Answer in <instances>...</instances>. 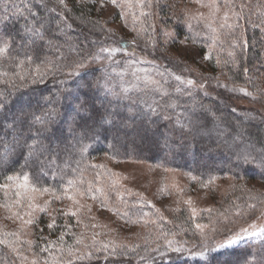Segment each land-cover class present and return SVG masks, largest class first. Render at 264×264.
<instances>
[{
	"label": "trees",
	"instance_id": "16d2710c",
	"mask_svg": "<svg viewBox=\"0 0 264 264\" xmlns=\"http://www.w3.org/2000/svg\"><path fill=\"white\" fill-rule=\"evenodd\" d=\"M33 2L35 4V0ZM13 3H19V0H0V11L8 4L11 16ZM44 3L46 7L39 9L40 17L49 23V36L54 40L55 47L45 48L42 59L46 56L53 63L49 65L43 80L34 84L29 80L26 86L14 91L7 111L0 112V120H3L5 116L10 119L12 114L20 111L41 113L50 107L59 109L60 116L46 143L58 145L60 155L54 157L55 163L43 172H37L38 166L35 164L24 169L30 175L33 186L53 191L56 195L80 185L86 187L93 178L99 177L98 164L102 157L107 156L185 171L201 181L231 177L234 184L230 193L236 198L232 203L234 207L239 204L254 205L263 200L264 168L258 165L237 166L236 153L250 151L256 155L264 151V113L239 107L237 97L228 93L222 95L218 92L214 97L213 93H206L205 88L199 86L192 88L177 83L173 92L167 91V95H163V90L150 87L127 94L120 85H116L125 77L122 75L125 69L122 65L127 63L128 57L135 56L128 53L137 47H146L149 53L162 54L182 69L201 68L185 63L182 57L175 56L174 52L159 44L169 40L166 34L171 30L177 38L193 41L202 54L209 55L206 63L208 69L203 70L206 73L203 81L219 83V79L227 78L231 83L248 85L264 99V40L260 30L249 28L244 34L240 30L241 35L237 32L228 36L229 41L233 40L231 50L208 52L205 41H194L195 38L187 33L188 24L177 6L170 0H160L154 3L158 12L156 27L151 26L153 17L148 16L147 31L137 36L136 40L118 39L122 53L118 56L117 52L112 54L111 51L112 58L105 60L109 53L104 54L108 50L104 43L106 39L116 38L94 14V7L78 0H63V4L59 0H44ZM24 24V18L11 16L7 23H0V33H7L19 41ZM153 30L157 33L153 34ZM219 36L220 41L224 33L221 32ZM122 54L123 63L115 62V58ZM93 57L98 59L93 60ZM81 60H86L87 66L79 69V76L72 75L76 63ZM169 70L173 75L178 74L174 69ZM114 75L117 82L113 81ZM98 80L107 84V93L105 89L94 86ZM4 87L0 83V90ZM177 89L180 91L177 92ZM113 93L130 97L129 100L122 98L117 101ZM57 96L59 103H54ZM81 105H86L88 111L80 112ZM106 109L115 113L114 118L108 123L98 124ZM130 111L137 113L135 120H126ZM193 113L196 127L188 131L186 125L181 134L175 127L176 122H184ZM85 122L96 127L98 136L84 141L89 147L81 157L78 149L71 146L73 142L67 129L69 125L78 127ZM125 123L129 126L125 127ZM66 145L67 152L64 151ZM23 164L24 156L20 152L0 161V185L6 182L3 179L5 175L18 174ZM257 181L261 183L256 185ZM8 194L11 196L14 193L0 188L1 207L10 205L12 198H8ZM61 203L56 206L67 207L61 206ZM43 212L40 214L43 215L41 225L34 223L36 238L31 243L39 256L37 254L29 259L15 253L8 237L13 228L3 225L4 211L0 213V240L4 241L0 243V264H69L70 260L72 264H206L188 258L183 250L174 251L169 247L170 242L164 241L168 233L182 235L194 230V222L186 215L180 218L174 215L168 220L163 215L155 217L151 210L140 217L133 213L135 218L144 222L145 231L137 235L133 243L124 241L120 246L105 247L103 243L109 240L104 239L110 237L109 232L97 226H88L81 219L82 214L73 215L65 210ZM89 252L92 253L90 257L86 255ZM247 255L234 250L216 252L209 257L211 262L208 264H247L251 258Z\"/></svg>",
	"mask_w": 264,
	"mask_h": 264
},
{
	"label": "rangeland",
	"instance_id": "374dc122",
	"mask_svg": "<svg viewBox=\"0 0 264 264\" xmlns=\"http://www.w3.org/2000/svg\"><path fill=\"white\" fill-rule=\"evenodd\" d=\"M78 1L94 7V14L102 21L105 29L116 38L106 39L104 44L105 46L107 44L108 50L104 54H109L104 57L105 60L112 58L111 51L112 54L117 52L118 56L122 53L118 39L136 40L137 36L147 31V19L150 18L148 16L154 18L150 21L152 27H156L158 21L154 3L160 0H116L115 4L112 0ZM170 2L177 6L184 16L185 23L188 24L187 33L195 38L194 41H205L208 52L231 50L233 40L229 41L228 36L235 35L240 30L244 34L249 28L260 30L264 40V0H170ZM152 32L157 33L154 30ZM221 32L224 33V37L221 36L219 41ZM239 34L241 35V32ZM166 35L169 40L159 44L174 52L175 56L182 57L185 63L201 68L182 69L162 54L149 53L146 47H137L128 53L129 56H135L128 57L127 63L122 65L125 68L122 75L125 77L116 84L120 85L122 91L127 88L129 94L150 87L162 89L164 95V92L170 93L175 84L181 83L186 87L205 88L206 93H213L214 97L218 92L222 95L228 93L232 97H237L236 103L239 107L264 113V99L248 85L234 84L227 78L219 79L217 81L219 83L203 81L202 77L206 74L203 70L208 69L206 63L209 55L202 54L193 41L177 38L171 30L167 31ZM155 39L157 40V35ZM122 56L123 54L114 61L123 63ZM169 68L178 71V74H171ZM177 76L181 77L179 81L175 78ZM113 79L117 82L115 75ZM148 80H155L158 84L149 83ZM187 80L194 81V84H186ZM199 81L201 85H197ZM105 91L108 92L106 89ZM129 97L126 99L129 100ZM98 166L99 177L93 178L91 184L86 187L80 185L57 195L53 191L37 188L31 183L36 191H29L26 196H16L17 189L14 185L7 188L8 192L14 194L11 196L8 194L7 197L12 198L11 203L5 207L0 206V213L4 211L3 225L13 228L8 237L17 255L23 259L37 256L38 253L33 250L31 243L36 238L34 223L41 225L43 215L40 214L43 211L45 213L49 210H65L76 215L82 214L81 219H84L88 226H97L109 232L110 237L104 239L109 241L103 244L105 247H114L120 246L124 241L133 243L135 239L137 240V235L145 231V224L135 218L133 213L139 216L151 210L155 217L163 215L168 220L174 215H178V218L183 215L191 218L194 222V230L191 233L184 232L182 235L168 233L164 241L170 242L168 244L172 249L183 250L185 256L192 260L208 264L211 262L209 257L212 254L226 250L250 255L247 264H261L264 260V234L254 236L248 234L252 231L259 233V230L264 228V198L254 205L232 206L236 198L230 193L234 184L231 177L211 182L201 181L185 171L144 161L117 160L107 156L102 157ZM260 183L257 181L256 185ZM28 197H31V200ZM61 201V206L67 207H57ZM29 220L32 223H28ZM252 225H255V229L250 227ZM237 235L243 239L230 246L219 247L221 244L227 245V240ZM116 236H119L117 240H112ZM201 252L205 255H199Z\"/></svg>",
	"mask_w": 264,
	"mask_h": 264
},
{
	"label": "snow or ice",
	"instance_id": "6c2138e0",
	"mask_svg": "<svg viewBox=\"0 0 264 264\" xmlns=\"http://www.w3.org/2000/svg\"><path fill=\"white\" fill-rule=\"evenodd\" d=\"M59 2L63 4V0H59ZM112 3L115 4L116 0H112ZM45 7L44 0H35V4L33 0H19V3L11 4L13 10L11 16L24 18L25 24L19 34V41L7 33H0V83L5 85L4 89L0 90V112L7 111L14 91H18L20 87L26 86L29 80L33 84L43 80L49 65L53 63L46 56L42 59L45 48L55 47L54 40L49 36V23L40 17L39 9ZM34 8L36 9L35 11ZM51 11H55V9H51ZM11 16L9 15V5L5 4L3 10L0 11V23H7L11 19ZM225 19H227V16H225ZM92 59L95 60L98 57H93ZM86 66V60L77 62L72 75L79 76V69L85 68ZM175 78L178 81L181 79L179 76ZM18 81L20 83H17ZM147 82L158 84L155 80H148ZM185 83L193 85L194 81L187 80ZM8 85H11V87L9 88ZM94 86L97 89L107 88V84L101 83L99 80L96 81ZM128 91L127 88L123 89L124 93ZM179 91L177 89V92ZM164 94L167 95L166 92ZM113 97L117 101L122 98H127L117 93H113ZM59 100L60 98L57 96L54 103H59ZM152 110L155 111V109ZM87 111L88 108L86 105L80 106V112ZM59 116V109L50 107L42 110L41 113L20 111L12 114L10 119L5 116L3 120H0V161L10 159L17 152H20L24 156V164L21 165V171L18 174L5 175L3 179L6 182L0 185V188L7 189L14 185L17 189L15 192L16 196H26L29 191H36V188L30 185V175L24 169L35 164L38 166L37 172H43L46 167L55 163L54 157L60 155L59 146H53L50 143H46V141L50 140L53 126L56 124ZM114 116L115 113L111 109H106L101 115L100 121L97 123H108ZM136 116V112L130 111L126 120H135ZM81 119L85 118L81 117ZM186 125L188 126V131H192L196 127L195 113L184 122L178 120L175 127L183 134ZM124 126L128 127L129 125L125 123ZM197 130L202 131L199 128ZM67 131L73 142L71 146L78 149L81 157L89 147L84 141L98 136L96 127L90 126L86 122L78 125V127L69 125ZM67 150L68 146L66 145L64 151L67 152ZM236 163L237 166L258 165L264 168V151L256 155H253L250 151L236 153ZM44 191H47V189H44ZM28 199L31 200V197H28ZM29 206L31 207V204ZM28 223H32V221L29 220ZM51 226L49 225V227ZM250 227L255 229V225ZM248 234L253 236L264 234V228H261L259 233L252 231ZM241 239L243 237L237 235L229 238L227 245L221 244L219 247L230 246ZM0 243H4V241L0 240ZM174 251L180 252L181 249L175 248ZM86 255L90 257L92 253L89 252ZM199 255L204 256L205 253L201 252ZM69 264H72L71 260ZM261 264H264V260L261 261Z\"/></svg>",
	"mask_w": 264,
	"mask_h": 264
}]
</instances>
